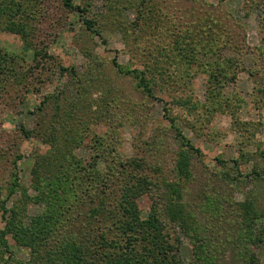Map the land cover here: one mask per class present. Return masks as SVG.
Returning a JSON list of instances; mask_svg holds the SVG:
<instances>
[{"label":"rangeland","instance_id":"obj_1","mask_svg":"<svg viewBox=\"0 0 264 264\" xmlns=\"http://www.w3.org/2000/svg\"><path fill=\"white\" fill-rule=\"evenodd\" d=\"M73 1L96 31L0 0V264H48L86 186L141 174L184 264H264V0Z\"/></svg>","mask_w":264,"mask_h":264},{"label":"trees","instance_id":"obj_2","mask_svg":"<svg viewBox=\"0 0 264 264\" xmlns=\"http://www.w3.org/2000/svg\"><path fill=\"white\" fill-rule=\"evenodd\" d=\"M62 1L67 9L78 10L83 15L86 27L96 31L94 20L85 16L87 9L84 6L76 5L73 0ZM10 30L14 31L13 28ZM114 65L119 72L138 76L143 90L150 96L153 95L142 72L123 70L116 61ZM165 116L173 126L174 121L166 108ZM25 132L26 135H30V132ZM188 165L186 156L179 158L178 172L184 173ZM142 175L129 180L128 178L119 180V185L115 187L119 193L112 200L107 197L109 193L106 189L103 190L98 185L90 188L86 186L82 197L87 196L85 197L87 200L83 198L80 205L82 203L95 206L76 208L77 213L72 214L68 219L69 223L64 226L69 244L58 248L56 254L48 258V264H184L177 255L176 240L166 238L164 231L166 222L163 211L160 212L161 208H158L159 205H153V210L147 218L140 215L136 197L149 190L146 184L138 181ZM146 175L143 177H147ZM79 191L82 193V188ZM72 198H75V195ZM75 203L74 200L73 204ZM5 250H8L7 246Z\"/></svg>","mask_w":264,"mask_h":264}]
</instances>
